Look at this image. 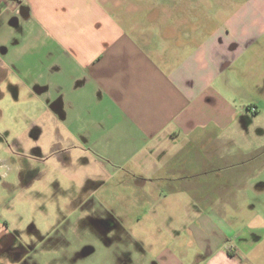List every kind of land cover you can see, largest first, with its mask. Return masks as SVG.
<instances>
[{
    "label": "crops",
    "instance_id": "0c3cea01",
    "mask_svg": "<svg viewBox=\"0 0 264 264\" xmlns=\"http://www.w3.org/2000/svg\"><path fill=\"white\" fill-rule=\"evenodd\" d=\"M260 49L264 0H0V99L38 106L39 152L63 167L131 173L154 205L188 195L196 253L159 263L264 264V113L234 94Z\"/></svg>",
    "mask_w": 264,
    "mask_h": 264
},
{
    "label": "rangeland",
    "instance_id": "374dc122",
    "mask_svg": "<svg viewBox=\"0 0 264 264\" xmlns=\"http://www.w3.org/2000/svg\"><path fill=\"white\" fill-rule=\"evenodd\" d=\"M260 50L236 63L234 94L245 109L258 102L264 113L255 85L264 80ZM16 101L10 93L0 99V240L7 236L26 245L28 264H161L162 256L180 254L186 246L193 257L183 219L188 195L163 188L158 194L163 202L154 205L148 200L151 184L138 176L125 173L122 180L116 173L109 179L92 163L67 169L42 156L38 124L30 119V113L38 119V106ZM151 209L162 217L151 219ZM114 235L120 240L113 242ZM87 242L95 250L80 257Z\"/></svg>",
    "mask_w": 264,
    "mask_h": 264
},
{
    "label": "flooded vegetation",
    "instance_id": "af4514ba",
    "mask_svg": "<svg viewBox=\"0 0 264 264\" xmlns=\"http://www.w3.org/2000/svg\"><path fill=\"white\" fill-rule=\"evenodd\" d=\"M260 100L264 102V89L260 93ZM248 111L251 113L258 112L259 108L257 105L250 104L247 106ZM102 219V218H101ZM119 235L112 237L113 242L119 241ZM6 239V241H4ZM115 239V240H114ZM0 264H28L29 258L26 259L24 256L27 253L26 245L17 243L15 238H8L7 236L0 240ZM93 242H87L82 249V254L79 256H86L92 253L94 249Z\"/></svg>",
    "mask_w": 264,
    "mask_h": 264
}]
</instances>
